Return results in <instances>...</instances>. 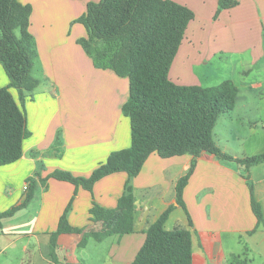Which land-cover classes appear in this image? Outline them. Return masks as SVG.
I'll use <instances>...</instances> for the list:
<instances>
[{
    "label": "crops",
    "instance_id": "obj_1",
    "mask_svg": "<svg viewBox=\"0 0 264 264\" xmlns=\"http://www.w3.org/2000/svg\"><path fill=\"white\" fill-rule=\"evenodd\" d=\"M18 1L32 4L28 30L37 53L33 72L36 70L45 79L41 83L35 77L39 82L32 92L33 100L24 102L29 136L23 141L22 157L0 167V213L20 204L27 178L32 177L35 182L29 204L11 217L0 219V259L7 250L19 248L28 254L26 261L30 264H53V260L57 264L63 260L65 264H80L76 248H85L90 240L79 247L82 233L101 228L100 223L90 221V209L94 204L115 209L127 175L110 174L97 181L91 191L49 175L60 170L87 178L110 153L130 146L129 119L121 112L128 98V80L121 81L112 71L92 64L77 43L86 37L80 26L70 32L73 37L67 36L68 7L81 15L86 11L85 4L75 0ZM172 1L191 9L194 19L188 24L170 67V80L178 85L201 87L232 81L238 88V98L234 109L218 119L214 141L234 158L264 153V0H240L234 8L220 11L215 19L217 0ZM214 61L219 74L212 72ZM84 68L89 78L102 79L96 80L101 89L96 87L97 93L93 94L99 101L68 104V92L73 91L68 76L74 77ZM252 71L255 74L249 78ZM104 80L108 81L107 89L101 84ZM8 85L9 79L0 65V88ZM9 92L18 102L17 91L9 88ZM191 162L188 154L161 158L152 153L146 159L138 175L129 180L134 232L107 237L112 239L101 261L131 264L144 242V232L171 208L165 228L190 229L192 264H230L233 256L250 264L254 257L249 258V254L264 264V228L256 226L249 190L251 184L264 218V161L245 169L234 161H222L202 152L183 189L184 209L176 201V185ZM158 206L159 211L153 215ZM66 209L68 225L82 233L58 235L56 246L51 249L50 236ZM22 210L32 214L31 228L8 227L9 220ZM233 237L246 244L243 254L226 249Z\"/></svg>",
    "mask_w": 264,
    "mask_h": 264
},
{
    "label": "trees",
    "instance_id": "obj_2",
    "mask_svg": "<svg viewBox=\"0 0 264 264\" xmlns=\"http://www.w3.org/2000/svg\"><path fill=\"white\" fill-rule=\"evenodd\" d=\"M239 1L217 0L214 19L220 11L234 8ZM30 14V7L18 0H0V65L9 79L8 87L0 88V167L22 157V144L29 136L23 107L26 95L39 82L33 76L37 53L28 30ZM193 19L191 9L172 0H99L88 3L85 13L77 19L87 35L77 43L92 64L128 79V98L121 112L129 119L131 143L127 149L110 153L87 178L60 170L49 177L88 191L110 174L123 172L128 181L115 209L95 204L90 209V221L101 224L97 231L82 233L70 227L67 208L50 236L51 249L56 246L57 236L65 233H82L79 247H84L90 238L101 242L107 237L133 233L134 200L129 180L138 175L152 153L161 158L192 156L189 170L176 185V201L184 209L183 189L202 152L222 161H234L245 169L264 161V153L234 158L214 141L213 130L218 119L234 109L238 98V88L232 81L201 87L178 85L170 80V67ZM9 88L17 91L18 102ZM26 184L20 204L0 213V219L11 217L32 200L33 178H27ZM249 190L256 226L264 228L262 210L251 184ZM170 212L171 208H167L144 232V242L131 264H192L190 229L167 230L165 222ZM188 224L192 226L189 218ZM230 264L249 263L233 256Z\"/></svg>",
    "mask_w": 264,
    "mask_h": 264
},
{
    "label": "rangeland",
    "instance_id": "obj_3",
    "mask_svg": "<svg viewBox=\"0 0 264 264\" xmlns=\"http://www.w3.org/2000/svg\"><path fill=\"white\" fill-rule=\"evenodd\" d=\"M77 2L83 3L85 4V6H87L88 3H95L93 2V0H75ZM23 5H28L30 7V9L32 10V4H23ZM85 13V12H84ZM77 14V16H76ZM78 12H74V10H71L70 7H68V37H73L74 34L70 33L72 32L73 28H76L78 26H80L82 28V30H84V34L85 36V28L84 26L77 21V19L79 17L82 16L79 15ZM76 17V18H75ZM75 32V31H73ZM86 38V37H85ZM89 57V56H88ZM217 61H214L213 66H212V72L214 74H219L220 70L217 69ZM241 69H243V65L242 67H240ZM34 70V69H33ZM88 71L86 68H84V71H80V74L75 75L74 77H69L68 76V82L71 83L72 87H73V91L72 92H68V104L70 103H74L76 104L77 102H88L89 100H92L93 104L98 103V98H94L93 94L97 93L96 89L97 84L98 83L96 80H99V82L102 80L101 77L97 78L96 80H94L92 77V79L94 81H92L91 78L88 77ZM255 74V71H252L251 74L248 75L251 76ZM33 76L39 78V80L41 81V83H44V79L43 77H41V75H38L36 73L33 72ZM121 81H126L128 80L127 78L123 77H119ZM250 78V77H249ZM244 79V78H241ZM127 82V81H126ZM73 83V84H72ZM103 85H106V89L108 87V81L104 80L103 83H101ZM97 87V88H96ZM69 88V87H68ZM98 89H101V87L99 86ZM97 89V90H98ZM89 92H91L89 94ZM26 99L27 100H33L34 95L32 93H30L29 95L27 94ZM26 100V101H27ZM227 116V115H224ZM160 209V206H158L157 208H155L152 212V214L154 215L155 213H157ZM183 217L182 212L180 211V217L179 220H181ZM12 220V221H11ZM9 226H13V228L15 226L18 227H24L27 229H30L32 226V214H30L29 212L27 213L26 210H22L19 212L18 215L14 216L12 219L9 220ZM112 238H106L105 240H103L102 242H96L94 239L90 238L87 246L85 248H76L77 252H76V258H78L79 263L80 264H109V262L105 261H101V257H104L106 250H108V247L110 245V241ZM237 237H233L231 239V241L229 242V245L226 246L229 247V250H232L234 254H243L245 252V247L246 244H244L243 240H241V242H237ZM27 238H23L22 241H26L27 242ZM239 240V239H238ZM50 241V240H49ZM32 242V239H31ZM5 257H7V261H5ZM84 257V259H83ZM248 257V256H247ZM254 257V259L252 260V262L250 264H259L257 256H254L252 254H249V258ZM24 258L23 262H20V259ZM28 258V254H23L19 248L16 249H9L6 251V256L4 255L1 259H0V264H30L26 261V259ZM69 258L71 260H73V256L71 254H69ZM87 259V260H86ZM65 260L62 261L61 264H65L64 263Z\"/></svg>",
    "mask_w": 264,
    "mask_h": 264
},
{
    "label": "built area",
    "instance_id": "obj_4",
    "mask_svg": "<svg viewBox=\"0 0 264 264\" xmlns=\"http://www.w3.org/2000/svg\"><path fill=\"white\" fill-rule=\"evenodd\" d=\"M26 187H27V184H25L24 187H23L24 191L26 190Z\"/></svg>",
    "mask_w": 264,
    "mask_h": 264
}]
</instances>
